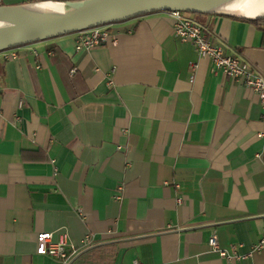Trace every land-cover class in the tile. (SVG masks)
<instances>
[{
	"label": "crops",
	"instance_id": "0c3cea01",
	"mask_svg": "<svg viewBox=\"0 0 264 264\" xmlns=\"http://www.w3.org/2000/svg\"><path fill=\"white\" fill-rule=\"evenodd\" d=\"M188 14L264 75V22ZM174 24L155 13L89 51L73 34L0 53V264H62L37 248L63 228L111 264H264V249L228 263L209 245L215 232L244 256L264 234L258 96L212 73Z\"/></svg>",
	"mask_w": 264,
	"mask_h": 264
},
{
	"label": "water",
	"instance_id": "95a60500",
	"mask_svg": "<svg viewBox=\"0 0 264 264\" xmlns=\"http://www.w3.org/2000/svg\"><path fill=\"white\" fill-rule=\"evenodd\" d=\"M205 1L207 0H89L56 4L66 6V8L55 16H41L31 10H24L28 7L52 2L17 7L0 6V20L19 19L11 23L0 24V53L155 13L184 12L229 15L196 9ZM242 19L255 21L260 18ZM100 246L104 245L92 246L79 253L69 264H73L82 255Z\"/></svg>",
	"mask_w": 264,
	"mask_h": 264
},
{
	"label": "built area",
	"instance_id": "2783aa9c",
	"mask_svg": "<svg viewBox=\"0 0 264 264\" xmlns=\"http://www.w3.org/2000/svg\"><path fill=\"white\" fill-rule=\"evenodd\" d=\"M174 24V36L183 44H191L197 51L200 58L209 59L211 61V71L214 74H222L226 77L235 79L246 89L251 90L258 96L262 109V122L264 124V75L258 72L253 66L248 64L242 58L231 55L218 45L213 44L207 36L206 29L188 17V13L170 12ZM111 25L93 28L76 34V51L85 52L103 44H107L111 34L109 30ZM15 58V56H13ZM193 71L197 69L196 64L191 65ZM76 70H72L71 74H75ZM111 75L108 76V79ZM22 104H20L21 106ZM264 135H261L263 137ZM121 190V188H119ZM55 234H58V240L54 241ZM211 250L218 256L231 263L233 261H245L252 256L253 252H261L264 249V234L256 246L253 247L251 253L240 256L236 248L233 247L231 252H227L220 248L218 238L215 232H212L209 238ZM92 246V240L87 237L82 245L77 246L68 231L63 228L56 233L43 234L38 237L37 253L40 256L52 258L60 261L62 264H69L70 260L83 249ZM138 264V263H136Z\"/></svg>",
	"mask_w": 264,
	"mask_h": 264
},
{
	"label": "bare ground",
	"instance_id": "6f19581e",
	"mask_svg": "<svg viewBox=\"0 0 264 264\" xmlns=\"http://www.w3.org/2000/svg\"><path fill=\"white\" fill-rule=\"evenodd\" d=\"M79 4V3H78ZM66 6L54 3H45L25 8L41 16H55L62 13ZM201 11L225 13L240 18L261 19L264 18V0H207L196 7ZM18 18H5L0 24L18 21Z\"/></svg>",
	"mask_w": 264,
	"mask_h": 264
},
{
	"label": "trees",
	"instance_id": "16d2710c",
	"mask_svg": "<svg viewBox=\"0 0 264 264\" xmlns=\"http://www.w3.org/2000/svg\"><path fill=\"white\" fill-rule=\"evenodd\" d=\"M83 1H89V0H42L38 3H42V2H52V3H55V4H64V3H69V2H83ZM186 15H189V14H186ZM248 21H251L255 24H257L258 22H264V19H259V20H255V21H252V20H248ZM103 248V247H102ZM102 248H97V249H94L84 255H82L76 262L75 264L82 260L86 255L90 254V258H91V262L90 264H111L112 263V260L114 259V256H113V253L112 252H109L105 257H103L101 260H99L100 257H98V259H96V252L97 251H100V249ZM75 257H73L70 262L74 259ZM85 259H83L82 261H84Z\"/></svg>",
	"mask_w": 264,
	"mask_h": 264
}]
</instances>
